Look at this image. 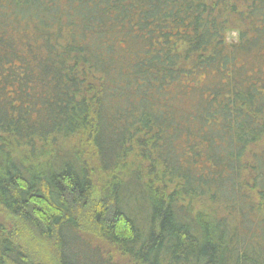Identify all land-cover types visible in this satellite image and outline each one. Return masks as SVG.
Wrapping results in <instances>:
<instances>
[{"label":"trees","instance_id":"obj_1","mask_svg":"<svg viewBox=\"0 0 264 264\" xmlns=\"http://www.w3.org/2000/svg\"><path fill=\"white\" fill-rule=\"evenodd\" d=\"M0 264H264V0H0Z\"/></svg>","mask_w":264,"mask_h":264},{"label":"rangeland","instance_id":"obj_2","mask_svg":"<svg viewBox=\"0 0 264 264\" xmlns=\"http://www.w3.org/2000/svg\"><path fill=\"white\" fill-rule=\"evenodd\" d=\"M237 38V35H236V31L233 29V30H230V31H227L224 35V39L228 42L230 41H235Z\"/></svg>","mask_w":264,"mask_h":264}]
</instances>
